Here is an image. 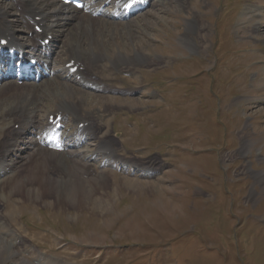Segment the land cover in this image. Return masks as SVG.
Here are the masks:
<instances>
[{
	"label": "rangeland",
	"instance_id": "rangeland-1",
	"mask_svg": "<svg viewBox=\"0 0 264 264\" xmlns=\"http://www.w3.org/2000/svg\"><path fill=\"white\" fill-rule=\"evenodd\" d=\"M193 1L188 7L165 1L131 20L122 33L105 32L107 56L128 62L141 52L151 59L137 67L133 78L124 79L114 76L108 58L103 75L150 85L157 103L148 96L103 97L65 84V91L49 97L40 113L43 119L57 103L83 101L84 114L125 112L130 123L151 108L150 119L137 117L132 137L122 144L135 151L133 157L150 158L154 165L161 160L168 167L164 176L146 180L113 171L101 181L108 182L104 188L83 194L80 187V195L75 187L55 181L51 194L40 185L43 195L37 189L40 182L28 175L25 179L33 184L18 185L22 192L12 179L0 181L5 219L22 228L15 242L7 232L0 235V264H264V21L259 33L252 34L235 0ZM8 3L0 1V7L9 12ZM39 6L47 8L40 0ZM192 19L201 25L195 40L204 46L199 54L182 42ZM59 51L62 55L64 48ZM159 57L165 60L160 63ZM99 82L105 90H118ZM162 101L166 107L161 113ZM5 125L0 121V129ZM110 126L109 120L108 135ZM114 126L119 129L118 120ZM243 149L245 154L238 156ZM11 150L24 159L20 150ZM93 180L96 187L98 179Z\"/></svg>",
	"mask_w": 264,
	"mask_h": 264
},
{
	"label": "bare ground",
	"instance_id": "bare-ground-1",
	"mask_svg": "<svg viewBox=\"0 0 264 264\" xmlns=\"http://www.w3.org/2000/svg\"><path fill=\"white\" fill-rule=\"evenodd\" d=\"M20 1L23 4L25 10H23V12H19V14H16L13 11L12 7L10 11L11 12L13 11V13H11L10 11L8 12L7 11L8 9L4 7L3 8L0 7V35L2 34L3 31L9 32L8 34H11V39L14 42H17L19 38L18 33H21V32L19 30H16L15 28L22 24L24 26L25 24L27 33L26 32L24 33L27 36H29V34L31 33L30 38H28L26 44L35 46V44L38 42L36 40L38 36H33L34 33L31 31V28H30L31 19L33 18V15L42 17V21L39 23H36V25L41 24L45 28L46 32L52 31V33L55 35V38H56L55 43L57 42L62 43L63 48H65V55L68 56L69 60L70 59L79 60L80 58H82L81 65L84 66L85 70L82 73L78 72L75 74V77L77 75H81L83 79L82 83L67 80V77L70 76L69 74H66V73L59 74L58 76L53 78L52 81L45 80L44 82H41V84H37L38 86H43L42 91L38 90V86H35L36 84H32V85L25 86L24 89L15 87L17 88L15 93L12 91L9 94V96L7 95L3 98L0 97V101H1L0 107L1 106L3 107L2 111H0V115L3 114L5 116L6 114H8L10 118L18 121V123L15 122L14 124H19L18 131H14L13 129L11 130L4 129V131H2V135L4 138L2 141V145L3 147L6 148V151L0 154V176L5 175L7 173V170L11 168L10 167L11 164L17 162L14 164V167L18 166V168H20L21 172L23 173L21 174V176L18 175V176L13 177V181H16L15 190L18 192H22V189L19 188V186L23 188L24 183L26 185L33 184V182H29L27 179H25L26 175H28L27 178L29 180H35V181L40 182L39 185L36 184L38 193H43V191L41 190V186H40L42 184L46 185V189L49 191L50 194L54 193L55 191H53L54 188H53L52 181H55V183L57 184L58 182H62V186L71 185L73 189L75 187V192L78 195H80L79 194V191L81 190L80 187H82L83 190L85 191L83 194H85L86 192H93V190H100V188H104V186L108 184V182L103 184L101 183V181L106 180L110 174H106L102 172L100 177L97 178L98 179L97 186L92 187V190L86 189V187L84 186V182L79 180V178L76 176V175H80V176L83 175V173H80V171H83L85 169V166H84V163L81 161L83 163L82 165L78 157L75 156L74 148L66 151V153H68V157L65 158L62 154L49 152L41 147H38L39 149L35 147L37 142H35L36 140L32 137L33 135L30 134V132H34L36 129L39 130L40 128L42 129L44 127L43 125H39L37 127L38 120H37V115L35 114V110L37 112V109L40 106H42V108L45 109V107L42 104H45L46 100H48L49 97L55 96V94L60 93V91L61 93L62 91H65V84H70L72 86L74 85L78 89H84L86 91H91V92L98 93V94H104L107 91H109L108 88H106L105 90V88L102 87L103 85L99 81H104V83L107 86L111 87L109 83H113L114 80L109 79V78H98L96 74L93 73L101 68V59L111 58L110 63H111L112 68L120 72H126L128 68H129V71H131L135 69L137 65L148 62L151 59V57L148 54L136 52V54L133 55L135 57L132 56L129 59L131 60V62L129 61L122 62V61H116L115 60L116 56L106 55L108 54L107 51H109V49L107 48L110 43L108 42V40L105 39V32L108 29H111V31L113 30L117 34L122 33V31L126 30L127 27L130 26L129 25L130 22L121 23L118 21L115 22V21H108L107 19L106 20L101 19L100 23H97L95 26V23L99 19L98 20L91 19V18L86 19L82 15H79L73 12L70 13L69 11L65 9L66 7L58 6L55 0H40L42 1V3L46 4V7H47L46 9L39 6V0H20ZM20 1L16 0L17 3H20ZM162 1L163 0H154L153 4H156V3L160 4V2ZM156 6H158V4H156ZM183 6L188 7L191 5H189L187 2H183ZM2 9L4 10L5 14H8V16L12 15L13 18H10V20H7V17L5 16ZM257 18H260V15H257ZM51 19H55V21H52ZM261 24H262L261 22H255L253 24L254 30L256 27H259ZM68 26H70V28H68ZM108 26L111 28H109ZM200 26L201 25H200V22H198V20L192 19L190 22L189 28L186 30L187 36H184L182 39V42H184V44L188 48V51L194 54H197L204 49L203 43L201 42L196 43L195 41L197 36L200 33ZM92 36H94L95 38H93ZM116 41L119 44L118 38L116 39ZM116 41H115V44H116ZM56 50L57 48L55 49V54H57ZM158 59L160 62H163L165 60V58L163 57H159ZM67 62L68 61H66L65 63ZM122 66H125V67H122ZM11 85L15 86L12 83ZM63 86H64L63 90L57 89V87L61 88ZM112 86H115V85H112ZM138 89L139 88H134V89L130 88V90H133V91H136ZM3 90L4 88H1L0 92H3ZM42 98L44 99L43 102H41ZM10 100H13L14 103H10ZM5 102H7V104ZM16 104L17 106H15ZM83 105H84L83 101H79L77 103L63 101V102L57 103L56 106L54 105L55 109L53 110V112L50 109H46L48 112L47 115H52L53 113H56V112H62L64 114V117L71 116L74 118V120H77V121L79 120V123L89 122L88 131H85V130L84 131L89 132L90 134L94 133V137H96L95 132H100V129H99L100 126L93 128V121L91 120V118H89V116H91L92 113L84 114L85 111L83 109ZM11 106H15V107H12L11 109H9V107ZM8 109L9 111H7ZM15 113H19V114H15ZM23 116H24V119L21 121V118ZM12 130L13 132H10ZM25 137H27V142L21 141L22 139L25 140L26 139ZM20 141H21L20 143L21 146L19 149H16V151L17 150L21 151L22 157H24L22 161H20V158L13 156L10 152L12 151L11 149L16 147L17 143H19ZM102 141L104 142H101L100 145L97 146L96 148L97 152L103 155L104 158L108 157L114 160L117 156L116 155L117 149L115 148V145H114L115 142L110 141L108 145L106 146L105 143H107L106 142L107 140H102ZM10 143H11V146L9 147ZM5 144L6 146H4ZM38 150L39 152H37ZM40 152L44 153L43 157H41ZM107 152H109V156H106L105 153ZM243 152L244 153L241 152L237 155L243 156V154H245L244 149H243ZM135 159L137 160L136 161L129 160L123 157L120 158V160H122L124 164H134V162L142 160L138 158H135ZM140 164L139 163L136 164L137 170H141V171L143 170L146 172V171H149V169L151 168L152 170L150 172H154L152 165L151 166L147 165V166H150V168H147V166H145V167H142L141 169ZM49 167H53L54 169L59 168L60 170H62L61 173L64 175L62 176L63 179L60 181L54 178L51 179L52 176L48 175ZM41 169L44 171V173L46 171L47 173L46 176L48 177H46L44 174L41 173ZM74 170H77V174H75ZM88 182L92 183V186L95 185L93 183L95 182L93 179L88 180ZM27 192L28 191H24L25 194ZM44 194L45 193H43V195ZM25 196L28 197L29 195L26 194ZM47 196H50V195H47ZM82 197L83 195L80 197V199ZM80 199L78 197V200Z\"/></svg>",
	"mask_w": 264,
	"mask_h": 264
}]
</instances>
